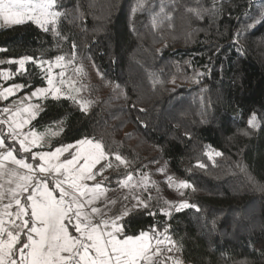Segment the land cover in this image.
Masks as SVG:
<instances>
[{
  "label": "trees",
  "instance_id": "16d2710c",
  "mask_svg": "<svg viewBox=\"0 0 264 264\" xmlns=\"http://www.w3.org/2000/svg\"><path fill=\"white\" fill-rule=\"evenodd\" d=\"M61 3L70 14L62 22L67 39L31 23L3 27L0 60L70 57L74 42L76 57L87 55L98 70L102 89L90 86L87 113L66 99L38 101L43 111L37 130L62 127L51 137L54 146L85 136L100 139L130 161L128 171L145 170L154 156L194 186L186 200L200 211H173L169 220L160 215L165 206L152 199L157 215L133 213L130 233L170 224L182 243L183 264H264V26L234 39L250 17L264 14V0H148L155 11L165 5L172 17L158 28L149 13L132 14L136 0ZM201 4L219 15L198 19L187 10ZM17 67L0 64L13 73ZM25 67L7 85L31 86L21 94L46 87L39 67ZM253 112L257 130L247 125ZM213 149L223 153L216 164L205 155ZM197 161L207 167H196ZM113 163L106 174L125 172Z\"/></svg>",
  "mask_w": 264,
  "mask_h": 264
},
{
  "label": "snow or ice",
  "instance_id": "6c2138e0",
  "mask_svg": "<svg viewBox=\"0 0 264 264\" xmlns=\"http://www.w3.org/2000/svg\"><path fill=\"white\" fill-rule=\"evenodd\" d=\"M147 5L148 0H136L132 14L149 13L153 28L172 19L165 5L161 4L159 11ZM187 10L198 19L219 15L215 8L202 4ZM69 15L61 0H0V21L4 25L31 23L59 39H67L62 22ZM249 20L234 39L238 40L242 31L264 26V14ZM71 47L70 57L57 55L54 60L29 56L0 60V64L18 66L15 73L0 70V79L5 82L26 72L28 62L44 72L46 81V87H36L0 107V264H183L178 255L182 243L173 238L170 224H152L136 233L129 232L133 213L157 215L151 210L154 205L150 189L156 185L149 173L128 171L130 161L100 139L85 136L54 146L50 138L63 132L62 127L59 131L37 130L43 104L34 100H70L84 113L90 107V101L80 98L82 89L76 87L77 81L67 74L76 62L77 46L73 42ZM3 51L6 49L0 48ZM54 67L60 69L55 75ZM74 72L82 74L83 66L75 67ZM26 87L31 86L15 83L2 87L0 100L8 101ZM247 125L253 130L260 128L255 112ZM205 155L215 163L214 157L223 153L213 149ZM113 161L118 162L115 169H125L117 177L106 174L114 169ZM196 167L204 169L207 165L197 161ZM158 171L165 174L166 169ZM166 183L181 196L184 189L195 191L190 182L173 175L166 176ZM165 204L160 215L169 220L173 211H200L187 200Z\"/></svg>",
  "mask_w": 264,
  "mask_h": 264
},
{
  "label": "rangeland",
  "instance_id": "374dc122",
  "mask_svg": "<svg viewBox=\"0 0 264 264\" xmlns=\"http://www.w3.org/2000/svg\"><path fill=\"white\" fill-rule=\"evenodd\" d=\"M3 27H9V26L4 25L3 22L0 21V28H3ZM80 65L83 66V72L82 74L78 75L74 72V68ZM59 71L60 69L54 67L53 75H55ZM67 74L73 77L77 81L76 87L82 89V91L80 92V98L82 99L92 102L93 96L90 91V86L92 87L93 90H95L94 87H96L97 90L102 89L100 74L87 55L80 56L79 58L76 57L75 64L70 66L67 69ZM8 81L5 82L4 80L0 79V88L9 86L7 85ZM194 85L202 86V83L201 81L196 80ZM23 95L24 94H21L20 92L17 94V96L10 97L8 101H2V100L1 101L3 102V105L5 106V105L10 104L11 101L16 100L19 96H23ZM33 102H38V101L34 100ZM153 157L154 156L149 157V159L152 158V160L148 162L149 164H147L146 166L147 168L145 170H140L142 172L149 173L152 181L156 185L155 188L150 189L152 198L162 203V205H164L165 207L167 206L165 204V201L179 202L182 200H186V195L189 192L190 188L182 190L184 192L183 196H181L177 191H175L174 188H170L168 184L166 183V176L173 175V174L167 169V167H165L163 163L157 161V159ZM214 161H215L214 164L218 163L217 157H214ZM162 167L166 169L165 174H161L158 171V169ZM147 195L148 193H145V196ZM117 207L119 208L120 205L118 204Z\"/></svg>",
  "mask_w": 264,
  "mask_h": 264
},
{
  "label": "crops",
  "instance_id": "0c3cea01",
  "mask_svg": "<svg viewBox=\"0 0 264 264\" xmlns=\"http://www.w3.org/2000/svg\"><path fill=\"white\" fill-rule=\"evenodd\" d=\"M0 102L2 103V106L1 107H3V102L0 100Z\"/></svg>",
  "mask_w": 264,
  "mask_h": 264
},
{
  "label": "built area",
  "instance_id": "2783aa9c",
  "mask_svg": "<svg viewBox=\"0 0 264 264\" xmlns=\"http://www.w3.org/2000/svg\"><path fill=\"white\" fill-rule=\"evenodd\" d=\"M2 106V103L0 102V107Z\"/></svg>",
  "mask_w": 264,
  "mask_h": 264
}]
</instances>
